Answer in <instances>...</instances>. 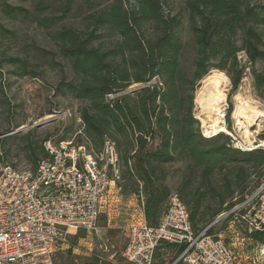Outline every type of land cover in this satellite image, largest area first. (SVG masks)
<instances>
[{"label":"trees","instance_id":"1","mask_svg":"<svg viewBox=\"0 0 264 264\" xmlns=\"http://www.w3.org/2000/svg\"><path fill=\"white\" fill-rule=\"evenodd\" d=\"M44 1H38L35 11L48 8L43 7ZM51 6L54 13L40 14L35 22L43 30L52 29L49 37L57 55L70 67L71 79H62L56 93L86 103L79 110L86 151L96 157L106 141L113 144L118 158L113 183L122 196L137 198L148 226L158 225L175 194L197 235L256 191L264 176L263 150L240 152L223 134L205 138L193 109L198 83L213 70L227 77L231 94L250 70L256 95L264 104V72L253 68L264 62V4L54 0ZM0 13L10 21L34 15L6 2L0 4ZM185 30L189 43L184 40ZM240 53L247 66L238 59ZM10 65L19 77H39L26 59L12 57ZM134 84L143 86L127 93ZM231 112L230 105L229 131ZM72 129L67 127L60 140ZM20 138L0 139V164ZM258 139L264 141V132ZM47 140L25 143L32 172L45 157ZM171 180H176L172 187ZM232 221L228 216L207 232L212 234L216 225ZM247 238L264 247V233L253 231ZM183 251L184 246L162 243L155 251V264H173Z\"/></svg>","mask_w":264,"mask_h":264},{"label":"built area","instance_id":"2","mask_svg":"<svg viewBox=\"0 0 264 264\" xmlns=\"http://www.w3.org/2000/svg\"><path fill=\"white\" fill-rule=\"evenodd\" d=\"M226 136L236 141L231 132ZM44 147L45 157L34 172L0 164V264H53L58 251L75 249L71 237L98 231L101 204L113 183L107 169L118 160L113 144L106 141L96 157L74 140H47ZM221 216H232L246 234L264 233V176L256 191ZM214 225L195 235L185 206L173 194L157 226L141 217L129 227L122 261L155 264L157 247L167 243L184 246L173 264H240L234 252L208 234Z\"/></svg>","mask_w":264,"mask_h":264},{"label":"rangeland","instance_id":"3","mask_svg":"<svg viewBox=\"0 0 264 264\" xmlns=\"http://www.w3.org/2000/svg\"><path fill=\"white\" fill-rule=\"evenodd\" d=\"M38 1L21 3L17 0H0V4L6 2L13 7H21L34 12V15L18 18L15 21L6 19L0 13V24L3 27V30L0 31V139L12 135L21 136L12 144L11 153L4 161V165L17 171L33 169V165L26 160V142L34 144L47 137L48 140L57 144L62 141L60 139L64 131L70 125L73 128L72 132L67 135L65 140H74L78 145L88 147V142L82 134L83 124L79 115V110L86 106V103L73 100L70 97L63 98L56 93V87L62 79L67 81L71 79L70 67L57 55V49L49 37L52 29L43 30L35 22L36 17L40 14L44 17L54 13V8L51 6L54 0H45L42 5L48 8L39 12L35 11ZM250 3L264 4V0H250ZM173 8L177 11L179 5L176 3ZM185 32L184 40L189 43L190 37L187 30ZM262 38L264 43V30H262ZM12 57L28 60L34 66L35 71L39 73V77H19L17 70L10 65ZM238 59L241 64L247 66V59L243 53L239 54ZM253 68L259 73L264 72V62H257ZM210 74L209 72L198 83L194 94L193 117L198 121L203 135L201 109L195 104V97L201 91L206 94L215 91L213 85H209L207 88L203 87L205 78ZM227 82L218 87L225 95V104L222 109L227 113L229 106H232V112L229 115L230 132L236 139L235 142H231L232 147L234 149H237L238 146L246 147L245 149L248 151L252 148L248 147V142H252L256 146L260 141L259 135L264 132V104L256 95L250 70H246L240 87L235 93L231 94L229 81ZM142 86L134 84L127 90V93ZM113 98L115 97H108V99ZM237 98H240L241 102L247 103L251 108H256L261 114L252 122L247 120L248 115L242 116L240 119L242 131L233 119ZM50 118H52L50 123L40 128L34 127L35 124ZM226 120L227 117L225 118L227 128ZM16 127L17 129H15ZM244 130L247 131L245 142V136L241 134ZM7 131L10 132L7 133ZM17 131L19 132L16 133ZM31 131H35V133L23 138ZM104 164L105 162H101V166ZM107 174L112 180L118 176L116 168L111 167L107 169ZM175 182L176 180H171L170 186L175 185ZM140 207L141 204L136 197L122 196L117 186L112 183L109 194L101 204L97 233H77L71 237L70 241L76 251H66L65 248L58 251L54 255L53 264L123 263L121 254L128 242V229L141 219ZM209 235H214L216 239L234 252L238 256L240 264H252V260L256 264H264V247L248 239L244 228L237 221L233 220L227 225L223 223L216 225L212 234Z\"/></svg>","mask_w":264,"mask_h":264},{"label":"bare ground","instance_id":"4","mask_svg":"<svg viewBox=\"0 0 264 264\" xmlns=\"http://www.w3.org/2000/svg\"><path fill=\"white\" fill-rule=\"evenodd\" d=\"M210 76L205 78L204 80V88L209 85H213L215 87L214 92H210L208 94L204 92H198L195 97V104L200 106L201 113L200 117L202 118V125L204 128V136L206 138H215L218 135H229L230 131L227 130L226 124L224 120L221 119L222 108L225 104V95L223 91L218 86L222 83H228L227 78L218 71H211ZM221 86V85H220ZM213 87V88H214ZM248 115L247 120L252 122L255 118L259 117L261 114L256 110V108H251L247 103L241 102L240 98H237V106L233 113V119L236 121L237 127L239 129L241 127L240 119L242 116ZM239 131V130H238ZM243 134L244 142L246 141L247 131L244 130ZM233 135V134H232ZM248 142V141H247ZM248 147H252L253 149H264V141H259L255 146L252 142H248ZM241 145V144H240ZM239 147V146H238ZM246 148V147H245ZM252 148L248 149L250 151Z\"/></svg>","mask_w":264,"mask_h":264},{"label":"water","instance_id":"5","mask_svg":"<svg viewBox=\"0 0 264 264\" xmlns=\"http://www.w3.org/2000/svg\"><path fill=\"white\" fill-rule=\"evenodd\" d=\"M51 119H52V118H50V119H48V120H46V121H44V122L37 123V124L34 125V127H35V128H40V127H42L43 125L50 123V122H51ZM18 132H19V131H17L16 133H18ZM223 217H224V216L219 217L214 223L219 222L221 219H223Z\"/></svg>","mask_w":264,"mask_h":264},{"label":"crops","instance_id":"6","mask_svg":"<svg viewBox=\"0 0 264 264\" xmlns=\"http://www.w3.org/2000/svg\"><path fill=\"white\" fill-rule=\"evenodd\" d=\"M140 213H141V214H140V217H144V216H143V211H142V208H141V207H140ZM62 250H63V249H62ZM66 251H72V252H73V251H76V248H75L74 250H73V249H69V250H66ZM118 264H125V263L123 262V263H118Z\"/></svg>","mask_w":264,"mask_h":264}]
</instances>
